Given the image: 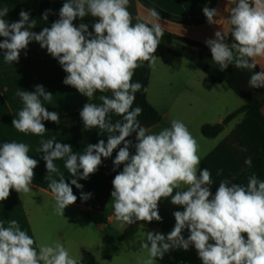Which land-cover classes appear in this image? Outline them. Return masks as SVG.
<instances>
[{
	"label": "clouds",
	"instance_id": "clouds-1",
	"mask_svg": "<svg viewBox=\"0 0 264 264\" xmlns=\"http://www.w3.org/2000/svg\"><path fill=\"white\" fill-rule=\"evenodd\" d=\"M129 2L67 0L59 10L60 18L39 33L31 30L37 21L30 19L29 12L21 10L20 19L10 23L4 18L9 9L0 8V37L4 38L0 50L6 62H18L21 51L35 41L67 73L65 85L87 98L97 91L111 93L100 95V104L85 103L79 113L86 130L98 128L100 134L108 133L106 143L101 139L88 144L83 154H77L70 144L57 142L54 137L40 142L48 187L54 194V211L64 215L65 208L77 200L55 161L66 158L64 166L74 177L71 185L82 189L78 179L86 180L97 172L102 157H111L123 143L113 160L115 167L123 164V170L112 180L116 219L126 224L162 221L158 204L168 197L173 205L184 208L173 212L175 226L167 236L147 233L142 246L148 249L149 258L143 264H154V258L162 259L169 250H188L190 245L197 250L202 264H264V180L253 174L246 186L221 182L213 194L209 170L205 168L197 175L201 161L199 145L183 122L172 120L171 127L158 134H146L140 125L137 118L143 110L132 106L143 85L133 82L134 71L143 62L150 66L155 63L154 53L164 32L160 23H133ZM233 2L228 21L235 42L225 43L226 34L217 31L215 39L205 43L220 71L229 65L255 69L253 58L264 56V0ZM203 14L213 23L217 11L205 7ZM87 15L99 18L92 24V32L86 23L79 27L73 23ZM150 16L160 19L156 9L150 10ZM47 18L48 11L43 14V19ZM249 86L264 87V69L251 75ZM16 94L23 102L18 118L12 120L17 131L42 135L46 131L42 121L60 123L59 113L48 111L42 103V99L52 98V93L42 85H36L34 92L21 90ZM110 114L122 117V121L113 123ZM133 133L137 141L134 145L126 139ZM131 147L135 154L130 153ZM28 152V145L22 142H5L0 146V201L7 200L12 189L17 193L32 190L39 161ZM245 163L251 166L252 161ZM53 174H59V180ZM174 189H178L175 195ZM90 196L91 193H82L84 200ZM185 229L189 232L186 239L182 235ZM34 243L17 220H9L7 227L0 224V264H79L59 242L40 246L39 252Z\"/></svg>",
	"mask_w": 264,
	"mask_h": 264
},
{
	"label": "crops",
	"instance_id": "crops-1",
	"mask_svg": "<svg viewBox=\"0 0 264 264\" xmlns=\"http://www.w3.org/2000/svg\"><path fill=\"white\" fill-rule=\"evenodd\" d=\"M48 1L54 15H59L60 8L67 2ZM234 6L233 0H130L128 10L133 23L145 22L149 26L160 23L165 34L196 42L211 52L205 41L215 39V32H224L225 43H228L232 28L228 18ZM205 7L216 9L213 23L203 14ZM151 9L157 10L159 20L150 16ZM73 23L77 27L80 23H86L88 31L92 32L95 22L77 18ZM3 39L0 37V41ZM253 60L257 72L264 69V56ZM66 76L58 60L41 48L38 42L33 41L27 49L22 50L18 62H6L3 50H0V146L13 141L25 143L29 147L30 157L39 161L34 169L32 190L17 193L12 189L9 198L0 201V224L7 227L9 220H17L21 230L34 239L33 247L37 252L40 246H54L59 242L77 261L81 259V251L86 250L94 255L95 264L98 256L105 264H111L113 260L115 264H143L149 258L148 249L142 246L147 233L159 232L167 236L175 226L173 212L183 211V206L173 205L171 197L162 198L158 204L162 221L126 224L116 219L110 193L104 206L97 210L98 200L114 167L117 147L111 157H102L97 172L86 180L78 179V183L83 185L82 189L71 185L74 177L64 166L66 158L55 161L65 182L70 184L77 196L76 202L65 208L64 215H59L54 211V194L48 187L43 152L39 151L40 142L54 137L57 142L70 144L73 153L77 154H83L88 144L80 140V133L45 131L42 135H36L19 132L12 126V120L18 118L17 114L23 107L21 98L16 94L18 91L34 92L36 85H42L47 92L52 93L50 101L42 99L43 105L48 111L59 113V116L79 111L85 103H90L100 94L97 91L92 98L81 95L75 88L63 83ZM146 100L161 116V121L146 129V134H158L164 128H170L172 120L183 122L199 145L201 161L197 175L203 169H208L211 186L230 182L247 165L246 160L264 159V130L243 114L230 121L215 138L202 136L200 129L203 125L221 123L245 102L241 99L243 103H240V98L233 101L229 89L212 84L192 62L169 54L156 58L150 68ZM261 112L264 114V108ZM136 142L135 137L133 145ZM129 151L135 154L134 147ZM118 168L119 172L122 171L123 164ZM53 176L57 180L60 178L59 174ZM176 191L178 189H174L173 195ZM82 193H91V196L84 200ZM182 235L186 239L188 230L185 229ZM154 260V264H202L197 250L191 245L188 250L173 248L162 259L156 257Z\"/></svg>",
	"mask_w": 264,
	"mask_h": 264
},
{
	"label": "trees",
	"instance_id": "trees-1",
	"mask_svg": "<svg viewBox=\"0 0 264 264\" xmlns=\"http://www.w3.org/2000/svg\"><path fill=\"white\" fill-rule=\"evenodd\" d=\"M3 7L9 9L7 16L4 18L10 23L20 19L19 13L21 10L29 12L30 19H35L37 21L36 26L31 30L37 33L45 27L50 28L51 24L60 18L59 15H54L50 11V3L48 0H0V8ZM46 11H48V18L47 20H44L43 14ZM84 18L92 22H97L99 19L92 17ZM234 42L235 41L231 37L230 32L228 44L231 45ZM166 54L174 57H181L192 62L208 77L212 84L230 89L245 102L243 106L226 116L221 123L215 125H203L200 129L203 137L209 139L215 138L224 130L225 126L230 121L240 114L245 115L260 129L264 130V114L261 112L262 108H264V87L255 88L249 86V79L254 72H257L256 68H236L234 65H229L225 71H220L219 65L212 60L211 52H208L200 44L188 39L163 33L154 55L157 58H161ZM250 62H253V60H250ZM150 68L151 66L149 65V62H143L141 67L135 69L133 76V82H140L143 85V88L135 94L136 99L132 107L142 108V114L138 116L137 119L140 125L145 129H148L161 121L160 114L154 110L146 100ZM100 95L110 96L111 93H100L90 103H102L99 100ZM80 111L81 109L72 114L59 116V124L51 121H42V123H44L46 131L80 133V140L86 144L98 143L101 139L106 143L108 133L105 132L100 134L98 128L86 130L79 115ZM110 118L113 123L117 120L122 121V117L115 114H110ZM116 134L118 135V133ZM135 137L136 134L133 133L126 139L133 141ZM120 147H123V143L118 146V151ZM251 161V166L245 165L240 173L228 183H238L246 186L248 183V177L253 174H255L258 179L264 180V159L255 158ZM118 173L119 168L114 166L108 175L106 184L98 200L96 207L97 210L102 208L109 198L113 188L112 180ZM217 188L218 186H210L213 194H215ZM78 262L79 264H95V257L89 251L82 250L81 259Z\"/></svg>",
	"mask_w": 264,
	"mask_h": 264
},
{
	"label": "rangeland",
	"instance_id": "rangeland-1",
	"mask_svg": "<svg viewBox=\"0 0 264 264\" xmlns=\"http://www.w3.org/2000/svg\"><path fill=\"white\" fill-rule=\"evenodd\" d=\"M199 72L202 74V76L203 77H206L207 78V76L201 71V70H199ZM220 87H222V86H220ZM225 88V87H224ZM225 89H227V88H225ZM229 93H230V95H231V97H232V99H233V101H234V99H235V101H238L237 99L239 98L233 91H231L230 89H229ZM238 97V98H237ZM240 101V103H243V101L240 99L239 100ZM233 105H234V102H233ZM103 222H104V220H103ZM116 263V261L115 260H113L112 262H111V264H115ZM96 264H105V262L103 261V259H101L99 256H98V261L96 262Z\"/></svg>",
	"mask_w": 264,
	"mask_h": 264
}]
</instances>
